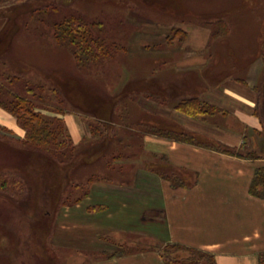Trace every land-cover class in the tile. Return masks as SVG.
Returning a JSON list of instances; mask_svg holds the SVG:
<instances>
[{
  "label": "rangeland",
  "instance_id": "374dc122",
  "mask_svg": "<svg viewBox=\"0 0 264 264\" xmlns=\"http://www.w3.org/2000/svg\"><path fill=\"white\" fill-rule=\"evenodd\" d=\"M46 6L56 9L45 10ZM72 14L102 23L104 36L126 46L128 52L89 69H79L72 48L59 45L54 38L53 24ZM217 19L228 23L230 33L212 40L206 59L214 65L206 76L211 81L226 76L243 77L248 64L264 50V0H0V100L9 104L14 94L27 96L44 115L63 119L67 129L65 116L78 117L88 134L70 160L60 163L46 153L25 148L20 142L26 136L25 129L0 106L25 131L21 137L0 124L5 129L0 130V169L19 173L27 186L18 196L0 193V264H66L69 258L88 253V242L95 235L93 246L103 243V239L111 247L113 241L121 238L147 239L135 234L144 229L138 226L143 225L139 221L129 222L130 227L125 229L116 225L111 230H66L63 227L68 223L67 210L60 206L70 201L69 206L73 207L75 203L71 201L84 192H77L76 186L84 187L90 180L89 193L96 183L127 182L132 188L128 197L133 202L139 199L138 204L145 202L146 207L164 209L161 182L156 178L151 182L144 180L145 171L158 174L164 163L159 154L147 152L145 146L146 135H157L154 132L164 121L138 113L129 99L136 100L146 92L173 98L201 91L203 86L196 75L176 78L172 74V58H147V51L167 46L176 50L187 39L179 41L177 30L187 33L185 28L191 25L210 28L204 23ZM162 66L166 71L161 74ZM191 84H195V89ZM39 87L44 88L43 92ZM52 106L64 114L53 113ZM124 110L126 114H122ZM98 118L115 125L104 134L96 131L92 135L94 128H103ZM127 119L129 126L125 124ZM133 121L135 126H131ZM7 149L25 158L6 155ZM118 153L123 158L114 160ZM174 170L183 177L179 169ZM193 175L188 172L186 176L190 184L196 181ZM138 183L153 188L152 192H144L147 201L136 194ZM93 197L92 201L118 203L106 196ZM85 200L86 197L82 201ZM93 203L86 200L83 206ZM72 214L79 217L80 224L87 222L80 210L73 209ZM152 216L157 219L162 215L154 211ZM104 219L106 214L95 215L94 223L102 224ZM144 226L147 233H161V239L166 233L165 224H157L151 230ZM127 247L141 246L129 242Z\"/></svg>",
  "mask_w": 264,
  "mask_h": 264
},
{
  "label": "crops",
  "instance_id": "0c3cea01",
  "mask_svg": "<svg viewBox=\"0 0 264 264\" xmlns=\"http://www.w3.org/2000/svg\"><path fill=\"white\" fill-rule=\"evenodd\" d=\"M191 26L185 28L188 35L181 47L176 50H170V46L156 47L147 51L150 53L147 58H172L173 76L196 75L202 90L173 95V98H160V95L146 92L137 98V102L144 114L164 121V125H176L228 148L254 152L255 157H238L148 133L145 137L147 152L159 154L173 169L192 172L197 183L189 188H176L158 174L145 171L144 180L151 182L156 178L161 182L164 211L151 205L146 207L145 202L138 204L139 199L133 202V198L128 197V192L132 191L130 183H96L86 197L87 201L94 202L92 205L84 208L85 200L73 207L69 204L63 207L67 210L68 221L63 228H82L90 232L91 229L111 230L117 225L125 229L130 227L129 222L139 221L143 225L138 226L144 229L135 234L147 239L121 238L113 241L114 247L103 239V243L93 246L97 240L95 235L87 245L91 250L69 258L66 264H165L160 250L172 244L213 254L217 264H260V255L264 253V198L253 196L250 187L257 169L264 168V59L258 55L248 64L243 77L226 76L211 81L206 71L214 64L206 59V54L212 46V31ZM162 69L161 74L166 71L165 66ZM186 99H198L218 112L197 118L176 110V104ZM65 121L73 143L81 144L88 135L87 127L73 115L65 116ZM0 124L25 136L16 120L1 108ZM152 190L150 184L138 183L135 192L140 200L145 198L147 201L144 192ZM94 195L106 196L118 203L109 205L105 201H92ZM97 206L104 208L92 211ZM73 209L80 210L87 222L80 224L79 217L72 214ZM154 211L162 216L154 219ZM98 214H106L107 219L102 224L94 223ZM157 224L166 225L162 239L161 233H147L144 226L151 230ZM129 242L141 247H127Z\"/></svg>",
  "mask_w": 264,
  "mask_h": 264
},
{
  "label": "trees",
  "instance_id": "16d2710c",
  "mask_svg": "<svg viewBox=\"0 0 264 264\" xmlns=\"http://www.w3.org/2000/svg\"><path fill=\"white\" fill-rule=\"evenodd\" d=\"M48 7L53 10L56 9L54 6ZM48 7L46 6L44 9L47 10ZM204 25L209 26L212 30H214L212 33V40L230 33L229 25L223 19L206 22ZM53 27L55 41L61 46H69L72 48L77 66L81 70L89 69L102 60H113L119 53L128 52L126 46L109 41L108 36H104L102 23L88 22L81 14L66 16L60 21H56L53 24ZM175 34H180L179 41H183L187 37V33L182 32L181 29L177 30ZM261 56L264 59V50ZM2 77L3 76H0V78ZM14 79L18 80L19 77H15ZM39 90L43 92L44 88L39 87ZM29 91L32 92L33 90L31 89ZM1 96L2 93L0 87V99ZM129 100L133 106H136L138 113L142 112L137 99L135 100L132 98ZM0 106L14 115L20 126L25 129L26 136L24 139L20 140L21 144L25 148L46 153L54 157L60 163H65L68 159L70 160L73 153L78 148L77 145H74L63 119L44 115L41 111L37 110V107L34 106L29 97L14 94L13 101L8 104L0 100ZM52 108H54L52 111L53 113L55 112V114L59 115L64 114V112L57 106H52ZM175 109L197 118L214 115L218 112L216 108L209 106L198 99L182 100L176 104ZM126 111L128 113L131 112L130 108H127ZM126 111L124 110L122 114H126ZM138 113L136 116H138ZM121 116L122 115L119 117ZM98 119V123H103V128L101 130L94 128L91 132L92 135H95L96 131L104 134L109 130L110 126L113 127V125H115V122L113 121L102 118ZM128 121V119L125 121L126 126H129L130 122ZM159 124L161 125L160 128L154 132L158 136H164L169 139L190 143L204 148L215 149L217 151L238 157H255L254 152H243L242 148H227L219 143H215L193 133H189L176 125L170 124V126L161 123ZM131 126H135L134 121L131 123ZM0 130L5 131L2 127H0ZM123 156L124 155L118 153V155L113 156V159L120 160ZM162 160H164V163L161 164V169L157 173L162 178L171 182L174 187L189 188L197 183V180L194 181L193 184H190L189 181H187L186 176H188V171L179 169L183 175V177H181L179 176L180 174L176 173L178 171H175L167 160L164 158H162ZM90 182L91 181L89 180L84 187H79L78 185L76 186L78 187L77 192L78 190H84V192L74 201H71L72 203H79L84 197L88 196L91 188ZM26 189L27 186L25 178L22 175L11 170L0 169V193L4 192L12 196H18L23 194ZM250 193L255 197L264 198V168L257 169L250 187ZM68 204H70V201L67 203L63 202L60 207ZM103 208V206L93 207L92 211H98ZM49 214L50 212L46 211V216H49ZM160 255L165 264H217L213 254L198 250L183 249V247L178 244H172L164 247L160 250ZM260 264H264V253L260 255Z\"/></svg>",
  "mask_w": 264,
  "mask_h": 264
},
{
  "label": "bare ground",
  "instance_id": "6f19581e",
  "mask_svg": "<svg viewBox=\"0 0 264 264\" xmlns=\"http://www.w3.org/2000/svg\"><path fill=\"white\" fill-rule=\"evenodd\" d=\"M6 33H7V32H6ZM8 34H9V33H8ZM8 34H7V35H8ZM0 151H1V150H0ZM6 151L8 152V153H7V152L4 151V153H5L6 155H8V156H11V154H12V155H16L17 158H18V160H23V158H25L23 155L21 156V155L18 154V153H17V154H13V153H12L11 151H9L8 149H7ZM16 156H15V157H16ZM44 231H45V228H44ZM42 233H43V232H42Z\"/></svg>",
  "mask_w": 264,
  "mask_h": 264
}]
</instances>
